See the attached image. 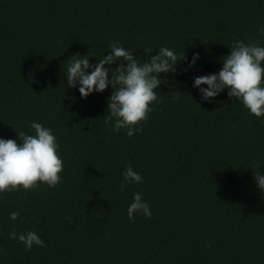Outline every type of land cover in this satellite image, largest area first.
I'll list each match as a JSON object with an SVG mask.
<instances>
[{"label": "trees", "instance_id": "trees-1", "mask_svg": "<svg viewBox=\"0 0 264 264\" xmlns=\"http://www.w3.org/2000/svg\"><path fill=\"white\" fill-rule=\"evenodd\" d=\"M260 28L264 0H0V138L21 143L40 123L64 162L54 188L0 193V264H264V117L227 88L209 102L193 87L235 41L264 47ZM113 41L141 64L161 47L188 57L159 74L158 102L131 137L105 123L115 89L85 99L67 84L74 54L96 64ZM128 165L143 182L121 191ZM135 193L151 218L129 220ZM13 228L47 247L26 250Z\"/></svg>", "mask_w": 264, "mask_h": 264}, {"label": "clouds", "instance_id": "clouds-1", "mask_svg": "<svg viewBox=\"0 0 264 264\" xmlns=\"http://www.w3.org/2000/svg\"><path fill=\"white\" fill-rule=\"evenodd\" d=\"M264 36V28L259 29ZM231 53L223 57V67L218 73L198 76L194 79L193 87L199 88L202 99L211 102L227 88L229 98H239L250 113L256 117H264V47L258 42L244 43L235 41L230 47ZM111 53L104 55L98 63H90V53L74 54L67 66V84L69 87L80 85L79 92L87 98L94 92H104L109 86L115 91L109 97L108 113L105 123L115 119L112 130L120 132L127 130L129 137L142 131L137 127L141 122H147L150 105L158 102V89L162 83L160 73H175L179 61L187 62V54L177 53L168 47H161L155 55H150L144 63H139L135 52L123 47L118 41L110 45ZM145 53H151L146 48ZM199 59V53H194L189 67H193ZM105 67V65H116ZM127 62L126 64L124 62ZM92 69L89 72V69ZM207 85V87H202ZM29 128L35 130V135L18 132L21 143L15 139L0 138V193L13 192L23 188L31 191L45 183L56 187L61 182L60 173L64 162L58 154L59 145L51 129L37 122H30ZM121 191L130 183H142L143 178L126 166L122 173ZM254 179L264 193V174L255 171ZM128 218L135 221L136 214L151 218L150 205L142 199L140 193H135L133 202L128 207ZM20 218L19 212L10 213V219ZM11 239H18L26 250L33 245L47 247L44 240L36 232L17 234L15 228L10 233ZM210 246V245H209Z\"/></svg>", "mask_w": 264, "mask_h": 264}]
</instances>
